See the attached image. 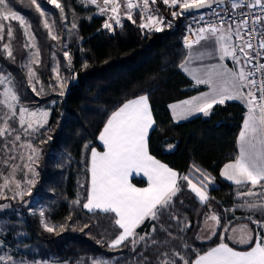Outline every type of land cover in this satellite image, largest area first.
<instances>
[{
	"label": "trees",
	"instance_id": "1",
	"mask_svg": "<svg viewBox=\"0 0 264 264\" xmlns=\"http://www.w3.org/2000/svg\"><path fill=\"white\" fill-rule=\"evenodd\" d=\"M37 2L45 8L47 17L55 21L54 29L59 40L50 38L42 17L30 0H10L11 6L30 22L36 36L40 64L35 69L44 92L37 96L28 84L24 68L27 40L20 26L14 22L3 21L5 25L11 24L15 39L9 41L6 30L5 38L0 40V71L5 75L11 73L21 103L50 110L47 125L31 138L34 146L40 149L32 195L36 203L47 205L45 216L55 226V231L48 232L40 216L30 214L25 204L14 203L18 212L0 214V228L6 232L7 239L33 248L42 260L60 259L68 261V264L82 260L84 264L91 258L103 257L109 259L110 264H137L140 257L131 247L117 251L107 247V241L118 231L110 225L114 215L89 212L82 204L86 202L90 188L91 149H103L99 134L104 124L123 103L146 92L155 120L148 136L149 152L181 175H188L196 165L214 179V184L208 188L212 198L209 203L223 217L221 225L232 221L227 234L232 227L247 222L239 218L243 214L242 209L237 208L234 212L225 210L233 209L238 201L237 191H244L248 186H237L220 175L223 165L234 160L239 153L238 136L246 107L240 102L228 101L224 105L213 106L209 115L200 114L176 122L168 106L204 89L180 70V64L186 59L183 37L190 16L186 14L173 19L170 16L173 8L160 4L166 14L165 23L170 22L171 27L149 33L139 28L140 17L134 13L135 24L123 17V26L113 24L115 30L109 31L102 27L107 15L99 14L95 5L82 3V0H60L65 16L62 20L60 10L54 5L46 0ZM73 23L76 28H72ZM6 41L12 44L15 62L7 59L3 52ZM64 52L71 57L70 68ZM54 56L63 77L69 78L63 96L59 95L61 89L52 72ZM39 87L37 85L38 90ZM12 126L19 129L16 122H12ZM169 145L173 147L169 148ZM8 168V165L0 164V170L5 173ZM133 182L138 185L146 183L144 179L137 178H133ZM181 186L182 191L174 198L175 209L191 223V227L180 232L176 222L171 221L170 230L176 239L168 248L162 247V251H188L181 247L187 243L202 253L220 242V234L225 229L218 225L216 235L211 239H197L209 208L198 201L186 187V182ZM77 198L80 204L73 203ZM160 223L167 226L169 221L162 217ZM151 225V221H146L137 231L141 234L150 231ZM250 227L254 229L255 226L250 224ZM19 232L26 235L20 241L17 240ZM156 235L159 239L165 237L159 229ZM102 238L105 242L98 244ZM225 242L238 250H248L249 247L233 244L227 235ZM141 250L138 246L137 251ZM194 258V252H190L189 259Z\"/></svg>",
	"mask_w": 264,
	"mask_h": 264
},
{
	"label": "snow or ice",
	"instance_id": "2",
	"mask_svg": "<svg viewBox=\"0 0 264 264\" xmlns=\"http://www.w3.org/2000/svg\"><path fill=\"white\" fill-rule=\"evenodd\" d=\"M60 10L61 19H65L64 7L60 0H46ZM157 0H82V3L96 5L101 15H107L102 27L114 31L113 24L122 25V17L133 24L136 20L134 13L140 15L139 28L161 32L171 23H165V18L158 15V9H153ZM170 8H179L173 11L172 17L189 15L191 22L187 31L191 35L184 37V45L189 50L185 61L180 67L193 76L197 84L209 85V91L182 101L179 105L169 107L173 110V118L185 119L195 113L209 115L214 105H224L226 101L238 100L246 107L247 111L243 120V127L239 133V154L234 160L224 164L220 175L237 186H248L246 192L237 191V197H244L242 203L234 205L237 208L249 209L251 214L246 218L249 223L238 224L228 233L229 220L221 225L223 217L212 209L209 203L208 188L214 179L204 173L202 169L193 165L197 182L189 175H181L167 164L162 163L148 150V133L155 124L152 107L149 103V94L146 92L136 98L129 99L108 117L99 140L104 151L91 149L89 171L91 173L90 188L86 195V202L82 204L89 212H101L114 215L110 220L113 230H118L107 247L111 251L131 247L132 251L140 257L137 264H264V0H162ZM36 12L41 17H46V11L37 0H30ZM201 9H208L207 13H199ZM258 9V13L257 10ZM123 10V11H122ZM196 11L197 15H192ZM232 13H235L233 15ZM18 21L23 30V35L29 41L25 48H33L35 52L29 53L28 62L24 65L27 69L28 84L37 96L44 92V87L39 80L33 65L40 64V52L36 44V37L31 31V24L23 15L12 10L10 0H0V40L15 39L11 24L5 25L3 21ZM203 22V23H201ZM193 24L197 25L193 27ZM43 26L48 29L52 40H59L55 34V21L52 24L45 18ZM75 23L72 28H76ZM200 46L199 49L194 46ZM203 49V50H200ZM3 52L6 58L15 62L12 44L4 43ZM219 55L223 61L231 58L232 67L224 64L202 65L200 68H190L193 59H204ZM71 67V57L64 52ZM253 61H256L253 64ZM248 65H252L249 69ZM59 88L60 96L64 95L63 89L69 81L62 77L59 67L52 69ZM257 73L260 78L257 79ZM75 78L74 76L72 77ZM0 85H5L3 99L4 111L0 117V164L8 165L7 174L0 170V199L8 200L6 191L12 192L10 199L17 197L23 200L25 195H32L35 186L36 165L39 163L40 149L34 146L32 137L39 133L48 123L49 111L45 109H30L20 103L14 80L11 73H0ZM37 85H40L39 90ZM56 89L53 88V91ZM246 90V91H245ZM257 93L259 95H257ZM55 103V101H53ZM17 105L19 107L17 108ZM12 122L19 125V129L12 126ZM49 140L51 137L48 138ZM47 143V141H41ZM87 147V145L85 146ZM173 147L169 145V148ZM24 149L25 151H19ZM19 152L17 156L16 153ZM11 153V155H10ZM19 159L23 165L15 163ZM27 170V171H25ZM22 172L24 179H18L17 173ZM31 173L33 178H28ZM143 174L147 178V187H136L130 182L134 174ZM182 182L195 194L202 205H207L209 212L204 214V230L211 234L208 236L197 235V239H211L216 235V226L221 225L225 231L220 234V242L207 251L199 252L191 245L183 243L181 247L188 251H162L168 248L173 239L171 221L179 226L178 230L184 232L191 227V223L182 218L175 209L174 198L182 191ZM14 186V187H13ZM26 186V191H25ZM259 189V190H257ZM252 199L249 200L248 198ZM80 204V199L73 201ZM181 205L183 202H180ZM10 204H0V210L10 208ZM259 214L261 219H253ZM44 216V211H40ZM162 217H167L168 225L160 223ZM71 218V217H69ZM151 221L150 231L142 234L137 230ZM48 232L55 231V226L42 221ZM255 225V229L250 227ZM87 227V225L85 226ZM63 228V226H61ZM165 234L164 239H159L157 232ZM107 231V230H106ZM233 244L248 245V250H237L225 242V236ZM104 238L98 240L103 244ZM3 243V241H0ZM138 246L143 250L137 251ZM194 252L195 258L189 259V253ZM154 257V260H153ZM178 258V259H177ZM0 261H12L11 256L0 255ZM21 264H49L48 261H21ZM63 264H68L64 261ZM77 264H82L77 261ZM91 264H109L107 260L92 259Z\"/></svg>",
	"mask_w": 264,
	"mask_h": 264
},
{
	"label": "rangeland",
	"instance_id": "3",
	"mask_svg": "<svg viewBox=\"0 0 264 264\" xmlns=\"http://www.w3.org/2000/svg\"><path fill=\"white\" fill-rule=\"evenodd\" d=\"M42 8L45 10L44 7H42ZM12 10L13 11H16L13 7H12ZM16 12L18 14L22 15V13H20L18 11H16ZM45 18H47L48 21H49V23L52 24L53 21L51 19H49L47 16L46 17H42V21H44ZM26 20H27V18H26ZM4 22H6V23H10V22L13 23L14 22V23H17L19 25V22L18 21L8 20V21H4ZM20 28H21V26H20ZM6 30H7V28L5 27V30L4 31L6 32ZM21 30H22V28H21ZM31 31L34 34V31H33L32 27H31ZM54 31H55V29H54ZM22 33H23V30H22ZM28 42L29 41L27 40L26 43H28ZM35 42L37 44V40ZM6 43H9V41H6ZM37 46H38V44H37ZM26 49H27L28 53H27L26 58L24 60V65L28 62L29 53L35 52V49H33V48H26ZM39 59H40V56H39ZM57 65L59 67L60 75L63 77V75L61 74V70H60V66H59L58 59L56 58V56H54V61H53L52 69H53L54 66H57ZM35 66L36 65H33L34 69H35ZM25 70L27 72V69L26 68H25ZM0 73H2V72L0 71ZM2 74H4V73H2ZM0 86H1L0 87V100H2L3 99L2 93H3V90H4L5 85H0ZM22 104L25 105V106H27V107H29L30 109H33V110L36 109V108H39V109L48 110L50 112L49 109L44 108V107H34L33 108V107H30V106H28V105H26L24 103H22ZM18 107H19V105H17V108ZM4 111H7V109L5 108L4 105H0V117L3 116ZM2 123H3V121H2V119H0V124H2ZM19 151H25V150L24 149H20ZM16 155L18 156L19 155V152H17ZM15 163L23 165L24 161H21V160L17 159L15 161ZM25 171H27V170H25ZM36 172H37V169H36ZM5 174H7V173H5ZM188 175L190 176V178L193 179V182H197L196 181V177L199 176L200 174L199 173H195L194 172V169L192 168V171ZM17 178L18 179H24L23 173L22 172H18L17 173ZM28 178H33L32 175H31V173H29ZM133 178L142 179L141 177H136V176H134ZM35 180H36V177H35ZM0 183H3V180L2 179H0ZM33 188H32V191H33ZM247 190L248 189H246V190H244L242 192H246ZM257 190H259V189H257ZM5 191H6V194L9 196V199L8 200L0 199V204H10L11 207L8 208V209L0 210V214L1 213H9V212L10 213L11 212H18V208L14 206V203H19V204H22L23 203V204H25L27 206V210H28V212L30 214H38L40 216V211L43 210L44 211V216L43 217L40 216L41 223H42V221H44L46 223H49L47 221V219H46V216H45V210L47 208V205L45 203H36V198L34 197V195H31V196L25 195L24 198H23V200H20L19 197H17L16 200H12V199H10V197L12 195V192H9L7 190H5ZM25 191H26V186H25ZM237 198H238L237 204L242 203L243 200H244V197H237ZM248 199L251 200L252 198L249 197ZM240 209H242L243 214L240 215L239 218H243V219L247 220L246 217L251 214L250 210L249 209H245V208H240ZM17 215L19 216L20 214L17 213ZM261 218L262 217L258 213L253 216V219H261ZM245 223H249V221H247ZM42 225H43V223H42ZM254 229H255V227H254ZM210 234L211 233L209 231L204 230V227L200 230V233H199L200 236H208ZM230 234H231V230H230ZM262 234H264V233H262ZM6 236H7L6 235V232L3 230V228H0V241H3V243H0V255L11 256L12 257V261H10V262L9 261H0V264L1 263L21 264V261H26V262H32V261H41V262H43V261H48L49 264H63V262L66 261V260L53 259V258L52 259H47V260H42V259H40L35 254L36 251L33 248H30V247H28L26 245H17V244H14L11 240L7 239ZM25 237H26L25 233L19 232L18 233V236H17V240L20 241V240L24 239ZM200 240L203 241V240H206V239H200ZM97 258H99L101 260H107L109 262V264L111 263V261L109 259H107V258H103V257H97ZM92 259H96V258H91L90 261H89V263H84V264H91Z\"/></svg>",
	"mask_w": 264,
	"mask_h": 264
},
{
	"label": "crops",
	"instance_id": "4",
	"mask_svg": "<svg viewBox=\"0 0 264 264\" xmlns=\"http://www.w3.org/2000/svg\"><path fill=\"white\" fill-rule=\"evenodd\" d=\"M172 10H174V8L172 9ZM206 10V9H205ZM203 11V10H202ZM194 48H196V49H199L200 48V46H194ZM200 50H203V49H200ZM188 53H189V50L186 48V57L188 56ZM185 61V60H184ZM183 61V62H184ZM182 62V63H183ZM224 64V65H227L229 68H231L232 67V61H231V58H228V57H226L223 61H221L220 59H219V55H213V56H211V57H206V58H204V59H193L192 61H191V64L189 65V67L190 68H193V69H195V68H200L202 65H211V64ZM248 68L250 69V65H248ZM180 70L188 77V78H190V80H192L193 81V83L194 84H196V85H201V86H204V89L202 90V91H200V92H198V93H196V94H194V95H192V96H190V97H187V98H184V99H181V100H178V101H174V102H171V103H169V105L168 106H170V105H173V104H176V105H179L182 101H185V100H189V99H191L192 97H194V96H199L200 94H202V93H205V92H208L209 91V85H206V84H197L196 83V81H195V79H193V76L192 75H190L189 73H187V72H185L181 67H180ZM246 91V90H245ZM230 101H236V102H240L241 104H243L241 101H238V100H230ZM226 102H228V101H226ZM150 103V102H149ZM244 105V104H243ZM215 106V105H214ZM169 109H170V112H171V115H172V117H173V110L169 107ZM246 111H247V109H246ZM200 114H202V113H195V114H193V115H191V116H188L187 118H185V119H179V120H176V119H174V121H176V122H182V121H185V120H187V119H190V118H192V117H194V116H197V115H200ZM245 114H246V112H245ZM244 118H245V115H244ZM242 127H243V124H242ZM152 129V128H151ZM151 129L149 130V133H150V131H151ZM149 133H148V136H149ZM238 138H239V136H238ZM99 142H100V144L103 146V144H102V142L99 140ZM98 151H104V148L102 149V150H99V149H97ZM149 150V149H148ZM238 152H239V142H238ZM150 153V152H149ZM239 154V153H238ZM150 155H152L151 153H150ZM153 156V155H152ZM156 158V157H155ZM157 159V158H156ZM230 162V161H229ZM163 163V162H162ZM228 163V162H227ZM166 164V163H165ZM224 166V165H223ZM170 167V166H169ZM223 168V167H222ZM222 168H221V170H222ZM220 173H221V171H220ZM134 176H136V177H141L142 179H144L145 181H146V183L144 184V185H138V184H136V183H134L133 182V177ZM224 180H226V181H228L226 178H224V177H222ZM130 182L132 183V184H134L136 187H147V178L146 177H144L143 176V174L141 173V174H134L133 176H131L130 178ZM90 181H91V173H90ZM228 182H230V183H233V182H231V181H228ZM214 184V183H213ZM234 184V183H233ZM237 226V225H236ZM236 226H234V227H236ZM203 227H204V225H203ZM202 227V228H203ZM201 228V229H202ZM235 245H237V246H243V245H240V244H235ZM238 250V249H237Z\"/></svg>",
	"mask_w": 264,
	"mask_h": 264
},
{
	"label": "built area",
	"instance_id": "5",
	"mask_svg": "<svg viewBox=\"0 0 264 264\" xmlns=\"http://www.w3.org/2000/svg\"><path fill=\"white\" fill-rule=\"evenodd\" d=\"M160 4H163V2H162V0H157V2H156V4L155 5H153L152 7H153V9L155 10V9H158V15H160V16H163L164 18H165V22L167 21V18H166V14H164L163 12H162V9H161V6H160ZM123 11V10H122ZM173 11H177V12H179L180 11V9L179 8H177V9H174V10H171L170 11V16H172V12ZM209 10L208 9H206V10H203V11H199V13H207ZM257 11V13H258V9L256 10ZM135 14H138L139 15V13H138V10H137V12H135ZM198 13L197 12H195V13H192V15H197ZM233 15H235V13H232ZM139 17H140V15H139ZM122 19H123V17H122ZM191 22V16L189 17V22H188V24ZM201 23H203V22H201ZM187 24V25H188ZM197 25H195V24H193V27H196ZM186 35H191L188 31H187V28H186V32H185V34H184V37L186 36ZM184 37H183V39H184ZM261 63H264V59H262L261 61H260ZM256 63V61H253V64H255ZM252 68V65H250V69ZM257 79H259L260 78V74L259 73H257V77H256ZM257 95H259L258 93H257Z\"/></svg>",
	"mask_w": 264,
	"mask_h": 264
},
{
	"label": "water",
	"instance_id": "6",
	"mask_svg": "<svg viewBox=\"0 0 264 264\" xmlns=\"http://www.w3.org/2000/svg\"><path fill=\"white\" fill-rule=\"evenodd\" d=\"M202 10H205V9H201V10H199V11H202ZM196 11H194L193 13H195Z\"/></svg>",
	"mask_w": 264,
	"mask_h": 264
}]
</instances>
